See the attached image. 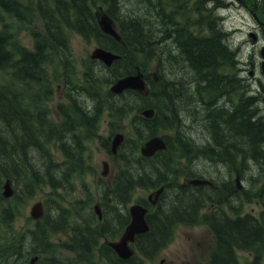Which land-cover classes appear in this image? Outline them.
Wrapping results in <instances>:
<instances>
[{"label": "trees", "instance_id": "16d2710c", "mask_svg": "<svg viewBox=\"0 0 264 264\" xmlns=\"http://www.w3.org/2000/svg\"><path fill=\"white\" fill-rule=\"evenodd\" d=\"M219 5L225 7L226 3L222 1ZM33 8L42 28L33 29L34 48L29 50L18 43L16 27L30 21ZM101 9L117 23L121 42L100 29L97 12ZM187 13L177 8L173 0H0V264H30L34 254L52 247L53 233L67 229L72 223L69 210L59 203L60 213L48 212L35 227L17 232L13 225L24 201L19 194L14 199H5L1 192L5 179L23 184L25 190L31 185L66 190L73 183L76 167L83 165L87 146L80 132L82 124L72 121V117L61 108L69 121L60 131V149L70 160L69 165L75 166L69 168V165L63 167L55 163L47 150L48 143L59 130L48 112L31 108L25 96L5 85L1 77V73H6L20 83L39 85L41 94L50 93L48 66L56 61V53L61 54L65 66L73 64L69 30L85 39L94 38L103 48L122 56L110 69L100 62H92L84 72L86 83H80L74 73L67 74V98L75 104L90 105L92 111L88 114L86 108L76 107L80 121L95 131L104 111H108L111 126L124 122L135 110L153 108L156 114L152 119L137 114L132 120L139 144L129 148L124 145L119 154L122 165L113 185L105 188L104 222L95 229L77 225L73 229L72 244L66 246L92 252L91 248L98 245L100 236L114 238L129 223L128 214L120 208L131 201L137 189L150 191L164 185L165 192L158 207L147 217L150 231L136 240L144 258L153 260L170 243L178 224H204L214 236L208 264H242L236 250L256 252L254 259L246 264H264V209L259 216L239 214L243 202L240 195V198L237 196L239 205H229L238 212L235 216L220 210L205 211L207 200L216 202L213 196L206 194L205 187L181 183L182 177L198 176L192 170L184 171L182 162L178 161L184 156L178 159L176 156L175 142H179L197 149L195 158L198 157L200 147L195 143L193 146L188 136L181 132L176 140L166 136L167 150L152 158L139 154L143 142L159 131L173 130L179 124L177 115L182 116L185 111L189 113L188 109L194 107L202 119L194 118L209 135L208 142H213L214 149L227 154V158L238 155L245 165L254 162L263 176L264 186V119L257 115L253 103L242 102L231 119L232 115L227 116L223 107H217L213 101L205 102L201 97L231 85L228 79L220 75L218 79L217 76L236 54L228 33L217 28L212 21L195 34L190 29L201 26L202 20L198 19L194 25L182 24L179 17ZM204 29L209 33L204 35ZM140 58L145 66L153 61L158 63L157 75L163 84L161 90L154 82L147 96L135 91L114 96L105 89L118 78L135 73ZM172 68H178L184 74V80L178 84L179 92L175 91L176 83L172 81L177 73L169 74ZM33 100L37 102L39 99L35 97ZM180 105L181 109L178 108ZM253 180L257 185L256 179ZM247 194L250 195L248 201L254 197L257 199L253 191ZM259 197L264 206V188H261ZM10 231L12 236L9 238ZM110 261L112 264H145L138 257Z\"/></svg>", "mask_w": 264, "mask_h": 264}, {"label": "rangeland", "instance_id": "374dc122", "mask_svg": "<svg viewBox=\"0 0 264 264\" xmlns=\"http://www.w3.org/2000/svg\"><path fill=\"white\" fill-rule=\"evenodd\" d=\"M226 4L234 2L235 5H230V9L224 12L228 21L225 26L228 29L235 30L234 31V44L243 46L242 57L241 59L247 61L249 58L253 59L256 63L260 62L261 58L259 55L260 52V44L261 42L264 45V32H261V37L263 40L258 42V45H254L252 38L249 37V30L253 29L256 22L250 14L252 11L255 13L259 20L264 21V0H242L241 3H238L236 0H225ZM28 3V1H27ZM210 0H188L185 2L184 0H175V5L179 9H184L188 13L185 16H180L179 19L182 24L194 25V22H197L198 19L201 18V12L206 14H213L217 11L216 4H209ZM245 6H244V5ZM210 7L209 11L206 10V6ZM207 7V8H208ZM210 19L207 15L202 17L201 26L192 27V30L195 33H198L200 27H207L208 22L213 21V15H210ZM29 20L25 23H20L16 27V38L18 43L28 49H32L34 46L33 39V29L39 28L41 30V20L38 17V14L34 12V8L31 10L29 14ZM204 33L207 31L204 29ZM69 41L71 46V53L73 56V64H66L62 62V57L60 53H56V61L52 66H49V75L52 79V91L48 94H41V88L36 84H24L15 80L12 76L6 73H1L2 82L6 85L13 88L17 93L25 96L26 103L28 102L31 108H38L49 111V114L54 120H57L59 123L61 122V117L58 112V105L60 103L68 104L67 100L63 97L62 88L65 84V79L67 74L74 73L78 78V81L81 83L84 80V72L87 70L89 64L91 63V55L92 52L98 47V44L94 39H85L78 33L69 30ZM139 64L143 65V61L140 60ZM69 65V66H68ZM147 73H150V78L154 77L155 74V64L153 62H149L145 66ZM179 75H184L181 73L180 69L174 70ZM154 72V73H153ZM146 73V75H148ZM190 77V76H189ZM192 77V76H191ZM63 84V85H62ZM109 86H106L105 89L108 90ZM41 95V96H38ZM38 96V97H37ZM220 96V95H219ZM37 98V102L33 100V98ZM216 97V94H212L206 96L207 99H212ZM43 98L45 100L40 99ZM182 105L178 106L181 109ZM190 112L185 111L182 114L184 119L183 127L180 128L178 126L174 130L166 132H159V136L170 135L173 138L176 137L177 132L180 130L187 135L190 140L195 144L205 143L207 137L209 135L205 132L204 129L201 128L200 122L194 120L195 118L202 119L194 107L188 109ZM136 115L133 113L130 118L123 123L118 122L114 123V127L117 130L116 133H122L125 136V148H129L136 143H138V138L134 133L132 128V119ZM196 114L197 116H195ZM192 117V118H191ZM195 117V118H193ZM186 119V120H185ZM192 119V120H190ZM108 114L105 115L103 122L99 128L97 133V137L92 139L89 145V152L87 154L86 165L80 169V173L74 179V187L70 190V194L66 197L68 199L67 203L72 208L74 204L77 213L75 214L74 224L88 225L90 227L96 228L99 223H96L98 217L96 215V207H98L101 212L102 204L99 201V197L101 195V187L106 188L110 185V181L112 179L113 174L118 170L121 162L118 158L112 155L108 149H106V144L109 142L111 147V142L115 134H111L110 125L107 123L109 121ZM189 120V121H187ZM190 124V125H189ZM202 124V123H201ZM191 126L188 127V126ZM205 132V133H204ZM129 140V142H127ZM177 146V159L180 156H184L179 158L178 161L185 162L187 164L190 159L195 158V151L197 149L191 147L190 145L184 144L181 145L179 142H176ZM34 149H32L33 151ZM51 151L54 157L59 155L56 148L51 147ZM200 152V151H198ZM107 161L109 163L108 166V175L104 177L102 172L104 170L103 162ZM193 168L200 173L202 176L211 179L216 184H223L226 181L231 179V175L235 180V176L231 174V167H229L226 163L222 162L218 158H214V160H204L203 154L199 155L193 161ZM237 169V174L239 178L242 179V174L244 178L242 182L239 181V186L237 190L244 194L252 185L251 178L246 174H244L243 169L241 167L235 168ZM242 173V174H241ZM182 181H185L183 179ZM238 184V183H237ZM235 183L232 184V186ZM154 191H145L138 189L135 192V197L133 201L128 205V208L131 206L138 204L139 200H147L149 205H153L155 201H152L153 197L156 195ZM153 193V194H152ZM212 194H215L221 198H225V195L219 192L218 190H211ZM55 195L47 189L35 188V191L31 194H25L23 199L24 203L20 205L19 208V216L13 225V229H16L17 232H22L27 228H31L34 226V220L32 219L30 213L32 206L40 201H44L47 198H53ZM250 195L246 194L243 198L244 201L242 203V214H254L259 215V213L263 210L262 206L258 203L257 199L254 197L252 201H246ZM150 198L151 201L148 199ZM252 199V198H251ZM217 206H220L218 204ZM223 208L231 214L232 212L226 205H223ZM12 236V231L8 233V237ZM118 238L114 239H100L99 246L95 248L92 257H88L86 255H81L82 258H79V252L70 251L69 249H65L61 244L64 241H67L66 234H58L54 237V241L56 244L53 248L44 254L42 259H50L54 256L59 257V259L63 260L67 264H107L102 255V248L108 245L111 241H118ZM213 245V236L208 228L204 225H179L175 230V236L170 245L163 250L156 259L153 261H147V264H161L162 262H171L173 264H200L204 263L208 257L209 253L212 249ZM237 254L239 259L246 263L252 260L256 252H247L238 250ZM42 264H57L50 261H44Z\"/></svg>", "mask_w": 264, "mask_h": 264}, {"label": "water", "instance_id": "95a60500", "mask_svg": "<svg viewBox=\"0 0 264 264\" xmlns=\"http://www.w3.org/2000/svg\"><path fill=\"white\" fill-rule=\"evenodd\" d=\"M99 24L104 33L113 36L116 40L120 41L121 37L119 36L116 26L111 18L107 15H103L99 20ZM262 55L264 56V48L262 49ZM93 59H99L107 65H111L113 61L120 58L117 54L112 53L111 51H107L103 48H96L92 54ZM135 90L140 93H147L146 84L143 79V74L140 72L137 75H130L117 80L111 87V92L114 94H122L126 90ZM146 117H153L154 111L152 109H148L142 113ZM123 140V136L121 134L116 135L113 142V152L116 153L118 146ZM166 149V144L164 140L160 137H154L150 139L145 146L142 148V153L146 157H150L154 155L157 151ZM107 164H105V172L104 175L107 174ZM194 185H201L206 183L202 180H193L191 182ZM4 195L10 197L13 195V190L11 188L10 181H7L5 185ZM147 213V209L141 206H134L131 208L132 222L127 227L123 237L118 243H113L111 246L117 250L120 256L129 257L132 252L129 249L128 243L134 241L135 235L144 233L148 230V225L145 220V215ZM31 215L35 219H39L43 215V208L41 203H37L33 206Z\"/></svg>", "mask_w": 264, "mask_h": 264}, {"label": "flooded vegetation", "instance_id": "af4514ba", "mask_svg": "<svg viewBox=\"0 0 264 264\" xmlns=\"http://www.w3.org/2000/svg\"><path fill=\"white\" fill-rule=\"evenodd\" d=\"M258 26L256 28L263 30L264 22L258 21ZM257 31V32H258ZM262 65V64H261ZM253 71L249 72V75L245 73V67L242 68V71L237 75V78H241L243 83L245 84V90L243 94H240V90L236 88H230V90H235L237 93L226 94L221 100L218 102V106L224 108V111L227 113V116L232 115L236 108L240 105V101L242 102H251L253 103L256 111L258 112V116H261L264 119V76H260L258 78L255 75L256 67L253 64ZM229 112V114H228ZM234 115V114H233ZM230 118L233 119L234 116Z\"/></svg>", "mask_w": 264, "mask_h": 264}, {"label": "bare ground", "instance_id": "6f19581e", "mask_svg": "<svg viewBox=\"0 0 264 264\" xmlns=\"http://www.w3.org/2000/svg\"><path fill=\"white\" fill-rule=\"evenodd\" d=\"M44 66V65H43ZM171 114V113H170ZM177 114V113H176ZM172 115V114H171ZM178 116V115H177ZM35 117V116H34ZM261 117V116H260ZM166 118V117H165ZM192 118V117H191ZM194 118V117H193ZM204 118V117H203ZM186 120V119H185ZM190 120H192V119H190ZM196 120V119H195ZM187 121H189V120H187ZM190 125V124H189ZM188 126V125H187ZM188 127H190L191 128V126H188ZM211 139V138H210ZM214 139V138H213ZM215 141V140H214ZM218 147V146H217ZM216 148V147H215ZM217 150H218V148H217ZM220 150V149H219Z\"/></svg>", "mask_w": 264, "mask_h": 264}]
</instances>
